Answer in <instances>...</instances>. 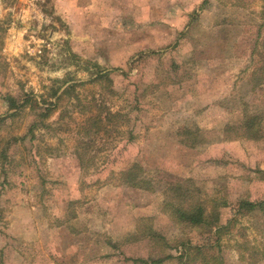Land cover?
Instances as JSON below:
<instances>
[{
	"label": "rangeland",
	"instance_id": "374dc122",
	"mask_svg": "<svg viewBox=\"0 0 264 264\" xmlns=\"http://www.w3.org/2000/svg\"><path fill=\"white\" fill-rule=\"evenodd\" d=\"M263 198L264 0H0V264H181L177 206ZM235 218L224 264H264Z\"/></svg>",
	"mask_w": 264,
	"mask_h": 264
},
{
	"label": "trees",
	"instance_id": "16d2710c",
	"mask_svg": "<svg viewBox=\"0 0 264 264\" xmlns=\"http://www.w3.org/2000/svg\"><path fill=\"white\" fill-rule=\"evenodd\" d=\"M105 73L106 72L99 73L97 76L102 77L103 75H105ZM59 88L60 87L53 89L52 94L55 95L56 99L59 98V95H56L58 93ZM63 92L64 89L61 90V92L59 93ZM5 99L7 100L8 108L11 110L15 109L13 113L8 114L10 116L16 114L15 112L19 110V108L28 105L30 109H36L37 115H39L40 117H47L49 115V111L52 110L50 108L51 104L53 106L55 105V103L53 102L46 103L45 100H43L42 103L34 95H29L26 93H24L23 96L19 99H16L11 95H6ZM249 122H251V120H249ZM16 139L18 138L15 137L14 140ZM135 178V171H129L127 175V182H129L133 186H136L138 185V183H135ZM140 182L144 183L143 180H140ZM257 208L262 211V214L264 216V198L259 200L241 199L236 203L235 206H232L229 209L231 215L230 218L226 219L224 222H221L219 221L220 214L217 211L212 209L207 212V210L201 204H196L188 209L177 206L175 209V213L177 214V218L179 220L189 223L192 226H203L210 231L209 235L203 243L192 245L186 241H182L179 243L181 251L180 263L187 264L188 262H190L191 259L188 255V251L192 249L193 254L200 259V264H224L222 255V244L220 243L222 238V232L229 229L233 223H237L235 216L239 212L244 211L248 213ZM257 250H259L258 252L262 254L263 257L264 248L262 250ZM167 257H171V255L168 254L165 257L157 259L133 258L131 260L141 261L147 264H154L162 262Z\"/></svg>",
	"mask_w": 264,
	"mask_h": 264
}]
</instances>
